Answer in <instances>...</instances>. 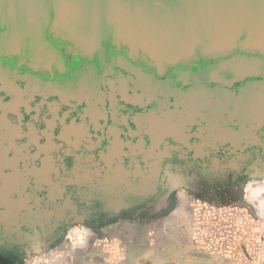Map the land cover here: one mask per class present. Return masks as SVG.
<instances>
[{
    "label": "flooded vegetation",
    "instance_id": "1",
    "mask_svg": "<svg viewBox=\"0 0 264 264\" xmlns=\"http://www.w3.org/2000/svg\"><path fill=\"white\" fill-rule=\"evenodd\" d=\"M52 40L61 66L0 58V264L66 253L77 224L132 226L139 215L162 226L160 213L184 200L195 219L219 223L214 249L247 258L255 218L264 236L243 186L264 177V63L222 64L231 52L159 68Z\"/></svg>",
    "mask_w": 264,
    "mask_h": 264
},
{
    "label": "water",
    "instance_id": "2",
    "mask_svg": "<svg viewBox=\"0 0 264 264\" xmlns=\"http://www.w3.org/2000/svg\"><path fill=\"white\" fill-rule=\"evenodd\" d=\"M53 36L97 60L120 51L164 68L191 59L205 65L208 57L236 52L221 63L261 66L264 0H0V58L61 66ZM41 48L52 58L39 57ZM149 176L155 185L158 175Z\"/></svg>",
    "mask_w": 264,
    "mask_h": 264
},
{
    "label": "rangeland",
    "instance_id": "3",
    "mask_svg": "<svg viewBox=\"0 0 264 264\" xmlns=\"http://www.w3.org/2000/svg\"><path fill=\"white\" fill-rule=\"evenodd\" d=\"M207 100L210 102L211 98H207ZM204 103L205 104H203V106H208L209 108L222 107L220 105L221 102H219L218 100L211 104L207 103V101H205ZM250 105L251 104L248 103L245 106H247V108H250ZM184 107L187 106L184 105ZM243 186L246 193L247 203L255 210L259 211V213L263 216H260L259 219L261 221H264V177H247L243 181ZM185 192V189L181 190V193ZM172 197L176 198L175 195H173ZM180 202L183 205V212L178 216L173 217V214L171 213H160L162 220H164V222L162 221L163 224L167 223L166 219L171 220L172 218L173 220L174 218L175 223L179 225V238L184 240L185 242L192 241V243L190 242V244L183 247L184 251H192L194 253L202 252L207 254V252L211 249V247H208L206 243L209 241L202 235L198 236L197 230L198 227H200L201 229L205 228V226L208 225L207 223L213 221L214 219L210 216H205L201 221L197 220L195 219L192 212L188 213V211H186V200ZM138 217L139 215L135 216V219L130 218V220H136V224H132V226H127L126 223V225L124 226L115 225L101 227L98 229H91L86 226L77 224L73 226L71 231L69 232L70 247L66 250V253L61 252L60 254L56 255H37L36 257L25 260L23 264H117V261L114 259V255H117L120 251H125L126 256L128 255L125 261L127 264H137L140 262V260L135 259V251L138 254L142 253L139 255L140 257H146L147 254L151 251H163L164 248L167 247V245L165 244L163 245V248L160 247V244L165 239L162 238L163 236L161 232V225L159 226L155 222L152 223V227L146 225L140 226V221L142 219H138ZM142 218L144 219L145 215L142 216ZM249 219L251 218L249 217ZM256 220L257 218H255L252 221V224H250V226L252 225L253 227H251V229H248V231L251 232H248V240L246 246L247 258H244L245 256L242 254L241 260H234L238 262H236V264H264V241L260 242L261 249L256 250V246L252 243L254 241L251 238L255 236H262V228L259 225V222H256ZM168 229L175 228L170 227ZM170 231L172 230H169V232ZM194 237H198L197 239H199V241H202L203 245L201 244L202 246L200 247V249H196L198 244L195 243ZM261 238L262 240H264V236H262ZM92 241L96 242L92 244ZM97 242L99 243L98 245ZM55 251L57 250H54V252ZM236 251H240L239 245H237ZM159 263L160 261H157L156 264Z\"/></svg>",
    "mask_w": 264,
    "mask_h": 264
},
{
    "label": "crops",
    "instance_id": "4",
    "mask_svg": "<svg viewBox=\"0 0 264 264\" xmlns=\"http://www.w3.org/2000/svg\"><path fill=\"white\" fill-rule=\"evenodd\" d=\"M176 181L178 182V179ZM170 211H171L170 213L173 214V217H176L180 213L183 212V210H181L180 208H175V209H172ZM169 216H171V215H169ZM178 226L179 225H177L175 223L174 218H173V220H172V218H171V220H167V223H165L164 225L161 226L162 227L161 232H162V236H163L162 238H165V239L160 244L161 248H163L164 244L167 245V247L164 248L163 251H158V252L157 251H151L147 254L146 257L145 256L140 257L139 255L142 253L138 254L135 251L134 252L135 253V259L140 260V262L137 264H142V263L144 264V261H145V264H147L148 261H149L148 264H156L157 261H160L159 264H232V263L236 264L237 261H234V260H237V259L241 260L242 259V256H240V255H237L236 257L231 258V255L227 256V255L223 254L224 251H221V250H222V248H227V247H225L226 246L225 244L223 246L217 244L218 248L214 249L213 248L214 244L216 243V241H218L216 239V235H215L214 239H212L209 242H206L208 247H211L212 249H214L213 251H211V249H210L207 252V254L202 253V252L194 253L192 251H184L183 247H185V245L190 244V242L192 243V241H186L185 242L184 240L179 238L180 237L179 236L180 231L178 229ZM170 227H173L175 229H168ZM169 230H172V231L169 232ZM178 239H179V241H178ZM94 242H96V241H94ZM94 242L92 241V244ZM195 243L198 244L196 249L197 248L200 249L202 243L200 241L199 242L195 241ZM231 243H232V241H231ZM98 244L99 243L97 242V245ZM236 247H237V245H236ZM225 252H229V251H225ZM127 256L125 254V251L124 252L120 251L117 255L116 254L114 255V257H115L114 259L117 261V264H127L125 262ZM128 264H132V263H128ZM133 264H136V263H133Z\"/></svg>",
    "mask_w": 264,
    "mask_h": 264
},
{
    "label": "built area",
    "instance_id": "5",
    "mask_svg": "<svg viewBox=\"0 0 264 264\" xmlns=\"http://www.w3.org/2000/svg\"><path fill=\"white\" fill-rule=\"evenodd\" d=\"M208 225L207 226H205V228H203V229H201L200 227H199V229L197 230V234H198V236H200V235H202L203 237H206L207 238V240L208 241H210V240H212V239H214V235H213V229L212 228H215L216 226L217 227H220L219 226V223H207ZM201 229V230H200ZM201 231V232H200ZM209 235V236H208ZM213 236V237H212ZM220 236V235H219ZM195 239V241L196 242H199V239H197L198 237H194ZM201 243H202V241H200ZM226 245V244H225ZM202 246V245H201Z\"/></svg>",
    "mask_w": 264,
    "mask_h": 264
},
{
    "label": "bare ground",
    "instance_id": "6",
    "mask_svg": "<svg viewBox=\"0 0 264 264\" xmlns=\"http://www.w3.org/2000/svg\"><path fill=\"white\" fill-rule=\"evenodd\" d=\"M37 55H38L39 57L47 56L48 58H52V55H51L50 49H48V48H41V49L38 51ZM41 63H42V62H41ZM44 64H45V63H44ZM122 158H123V157H122ZM49 169H50V167H49ZM46 176H47V175H46Z\"/></svg>",
    "mask_w": 264,
    "mask_h": 264
}]
</instances>
